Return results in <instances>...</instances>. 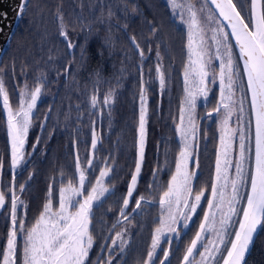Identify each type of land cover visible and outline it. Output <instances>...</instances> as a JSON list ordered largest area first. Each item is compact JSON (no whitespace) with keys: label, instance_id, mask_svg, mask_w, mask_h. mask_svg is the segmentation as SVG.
I'll use <instances>...</instances> for the list:
<instances>
[{"label":"snow or ice","instance_id":"1","mask_svg":"<svg viewBox=\"0 0 264 264\" xmlns=\"http://www.w3.org/2000/svg\"><path fill=\"white\" fill-rule=\"evenodd\" d=\"M95 2L101 9L99 16L87 23L82 16L77 17L80 31L84 33V41L79 44L70 37V31L75 28L65 20L62 4L57 5V37L64 43L67 60L58 68L55 61L59 57L49 54L46 63L53 64L51 70L56 72V79L51 83L63 78L67 86L70 79L78 87L76 74L86 66L89 41L99 31L98 28L93 31L94 25L108 24L102 47L114 49L112 21L117 19L115 27L126 34L129 42L123 51L122 65L125 61L131 63L134 54L133 67L138 75L137 91L133 93L134 99H138L134 166L127 173L126 188L120 192L114 180L118 175V154L109 151L101 156L100 153L104 142L103 123L107 119L111 130L117 93L127 69L121 67L116 85L104 92L102 101L100 86L105 81L96 71L92 87L85 86L89 93L87 109L76 105L77 123L71 141L74 172L61 169L58 180L56 177L49 180L39 213L28 226V203L22 197L38 171L33 161L37 150L46 157L47 141L60 126V110L55 109L52 131H48L45 140L44 132L53 118L54 101L42 119L37 113L39 103L50 91L49 70L37 67L30 84L28 65L23 62L19 70L23 84L16 83L15 58L4 64L5 50L0 48V107L6 118L9 171V179L5 181V158L0 155V212L7 220L0 264H127L133 229L145 227L148 209L156 205L158 215L152 217L154 227L146 254L138 255L136 264H172L182 243L179 264H247V253L256 236L264 231V0H166L170 12L168 22L179 23L185 30L183 95L178 115L171 110L168 114L175 127L178 150L173 157L170 137L157 141V163L143 192L140 183L152 114L150 94L155 86L159 97L155 112L163 117V98L172 83V65L165 64L170 46L167 38L161 36L165 21L145 18L148 35L138 36L128 33L129 24H120L117 17V12L125 20L129 16H142L137 3L132 0ZM31 6V0H18L15 19L23 21ZM80 7L82 10L83 3ZM7 19L8 11H0V32L2 22ZM33 22L29 20L30 24ZM152 41H155L154 48ZM8 43L10 46L11 35ZM9 74L14 89L8 87ZM217 85L215 106L208 108L213 86ZM16 94L18 103L14 107L11 96ZM201 105L207 109L204 113L198 111ZM85 115L90 121L91 139L82 154L79 145L86 141L78 133ZM71 118L69 108L64 113L65 124ZM213 119L217 134L215 159L210 166V179L201 181V142L209 137L204 121ZM37 122L40 132L28 150L29 134ZM42 142L44 148H40ZM114 143L118 145L119 141ZM161 154L163 163L159 159ZM30 164L27 177L18 181ZM165 172H170L166 182L162 178ZM109 197L113 198L112 203L98 220L96 210ZM117 208L115 219L109 225L104 217ZM197 217H200L199 224L185 242ZM97 224L101 225L99 232ZM97 244L99 251H96ZM93 251H96L95 258L91 256Z\"/></svg>","mask_w":264,"mask_h":264},{"label":"trees","instance_id":"2","mask_svg":"<svg viewBox=\"0 0 264 264\" xmlns=\"http://www.w3.org/2000/svg\"><path fill=\"white\" fill-rule=\"evenodd\" d=\"M109 0H105L107 4ZM115 3V0H111ZM139 5L142 10V16H129L127 20L122 13L117 12L119 23L123 24L127 22L129 24L128 33H135L138 36L143 35L147 37L148 26L143 22L145 18L155 19L156 21L164 20V31L161 33L162 37H166L169 44V52L165 59V64H171L172 62L179 63L183 58L184 44L178 38L177 33L180 29H177L174 23H169L170 12L166 5L165 0H132ZM81 3H83V9L81 10ZM62 4V9L65 14V20L75 28V31H70V37L77 40V43H83L84 33L80 31L79 22L77 21L78 16H82L87 23L88 20H94L95 17L100 15L101 9L99 4L95 0H31V7L29 12L26 14L23 21H18L15 31L11 38V45L5 50L3 57V63L7 64L11 58H15L17 78L16 83L23 84V78L19 75V70L23 62L28 65V77L29 83H33L32 77L35 76L37 67L49 70V81L50 91L46 96L49 101H46V107L52 104V98L54 101V110H60V126L56 128V135L54 137V144L48 151L45 162L41 165L37 164L34 160V166L38 169L35 178L31 181L29 190L25 192L26 201L28 203V224H31L34 218L38 215L41 205L43 203L45 190H46V179L51 177L55 172H60L61 169L70 171L72 168V146L71 141L73 138V128L76 127V105L80 104L83 109L88 107V96L89 93L85 89V86L90 89L92 87L94 76L96 71H99L104 79V83L100 86L101 91L105 92L116 85V77L121 75L120 69L122 66L126 67L127 71L124 74L125 79L121 81L122 87L119 88L115 106L113 109V118L111 129L117 132H109V141H114L115 136L118 135L122 146H110L113 149V153L118 154L117 160V172L118 177L121 178L120 185L118 186L119 191L122 192L126 186V180L128 179L127 173L130 168L133 167V160L135 154L134 136L136 128V113H137V99H134L133 93L137 91L138 75L134 71L135 55L133 54V61L131 63L124 60L123 51L129 47L127 36L124 32L119 31L115 25L117 19H113L112 34L115 38L116 44L114 49L104 48L103 39L107 34L108 24L104 25L95 24L93 31L95 32L98 28V34L93 35L88 45L89 59L84 68L80 69L76 74L77 84L72 83L69 79V83L66 86L65 80L60 78L58 83H51L56 79V72L52 71L53 64L46 63L49 54L59 57L55 61V67L62 68L67 60L64 55V43L60 38L57 37V21L55 17V11L57 5ZM38 6V7H37ZM107 8H105V13ZM39 13V14H38ZM33 20V23H29V20ZM170 28L172 30H170ZM176 34L174 37L168 36V33ZM153 48L155 47V41H152ZM78 51V49H77ZM101 52L103 53L101 55ZM111 53V54H110ZM155 53L153 51L152 56ZM151 63V61H149ZM147 67V65H146ZM75 71V66H73ZM10 73V70H9ZM155 74V73H153ZM178 74V72H177ZM174 75V71L172 72ZM9 89H14V82L9 74L8 78ZM173 86L176 84L173 82ZM175 90V88H174ZM153 98L150 107L152 114L148 124V142L146 152V162L143 169V180L140 183V191L143 192L144 188L151 176V169L148 167L149 155H150V143L152 132H164L167 128L166 120V108H167V92L163 98V117L155 112L158 96L155 94V86L153 88ZM14 95L11 96L13 98ZM71 108V119L65 124L64 113L69 111ZM201 113V111H199ZM44 113V112H43ZM107 120V119H106ZM90 121L87 115L83 119L81 124L80 132H87ZM205 125V124H204ZM106 126L109 128V121H106ZM53 127V122L48 124V129ZM34 128V127H33ZM38 128V124L35 125V129ZM208 131L215 132V124L209 126L207 124ZM51 130V129H50ZM37 132V131H35ZM48 133V132H47ZM59 133V134H58ZM63 145H66L64 148ZM84 145H79L80 152L84 150ZM7 151L8 143L7 136L4 127V117L2 116L0 108V155L5 158L4 165V180L9 178L8 164H7ZM28 174V172H26ZM57 176V174L55 175ZM27 177V176H26ZM25 177V178H26ZM117 178V175L115 176ZM119 195V192L117 193ZM112 197L106 200L108 203ZM155 208L151 207L148 209V214L145 219V227L143 229L137 227L133 229L132 244L134 250L138 255L141 254V250L144 249L148 243L150 237V230L154 227L152 223V217L156 215ZM116 212L108 213L106 221L109 225L115 219ZM141 217H137V220H141ZM97 231L101 225L97 224ZM133 251V250H132ZM131 253V252H130ZM129 253V256H130ZM247 264H264V231H261L255 240V243L246 259Z\"/></svg>","mask_w":264,"mask_h":264},{"label":"flooded vegetation","instance_id":"3","mask_svg":"<svg viewBox=\"0 0 264 264\" xmlns=\"http://www.w3.org/2000/svg\"><path fill=\"white\" fill-rule=\"evenodd\" d=\"M165 2H166V0H165ZM175 26H176L177 29H180L183 32H185L184 28L182 29V27L179 26L178 24H175ZM183 56H184L183 60L180 61L179 63H177V62H175V63L172 62L171 63L172 69L174 71V75H172V83H171L170 88H169V90L167 92V108H166L167 112H166V120H165V122L167 124V128H166V130L164 132H152V134L150 135L151 136V143H150L151 150H150V155H149L148 167L151 170L157 163L156 145H157V141H160L162 137H170L171 138V146L173 148V152H172L173 157L175 155V151L178 150V140H177V138L175 136V127H174V124L172 122V119L169 117L168 114H169V111L171 110V112L173 114L178 115L180 99L182 97V92H183V79H182V76H181V72H182L184 61H185V57H186V50L185 49L183 50ZM177 72H178V74H177ZM153 73H155L154 70H153ZM153 75H155V74H153ZM173 82H175V84H176L175 87L173 86ZM174 88H175V90H174ZM104 92H105V90H102V91L100 90L99 99L101 101L103 100ZM217 92H218V88L216 87V88H214V91H213V93L210 96V102L208 103V108H211V107L215 106L216 93ZM150 95H151V99H150V104H151L153 95L152 94H150ZM13 99H15V100H13ZM14 101L18 102V94L14 95V97L11 98V102L13 103ZM46 101H49V100H48V98L44 97V98H42V102H40L39 105H38L39 111L37 113V116H38L39 119L43 118V112L45 110H47V108H48V107H46ZM51 101H55V99L52 98ZM56 109H57V106H56ZM206 110L207 109H205L202 105L198 108V111H201V113H204ZM137 115H138V99H137L136 120H137ZM55 118H56V113H55V110H54L53 111V118L49 120L48 124H50V122H54ZM106 121L107 120L105 119L104 123H103V128H102V133L104 134V142H103V145H102V151L100 153L101 156L107 155L109 151L113 152V149L110 146L111 142H113L111 144L113 146H115L116 144L114 142L119 141L118 146H122V142L120 141L118 135L115 136L114 141H109V139H110L109 132H117V131L112 130V129L109 130V128H107V126H106ZM37 124H38V122H37ZM204 124L206 126H207V124L209 126H211V125L213 126L215 124V120L214 119L212 121L205 120ZM50 129L47 128V130L44 132L45 140H47V132L48 131H52V128H50ZM86 129H87L86 130L87 132H79L78 133V135L80 136L81 140L82 141H86V143H81L80 144V145H84L83 146L84 150L81 152L82 154L85 152L86 148L90 145V139H91L90 128L87 127ZM35 131H37V132H35ZM39 132H40L39 124H38V128L37 129H35V126H34V128L30 131L29 140H28V144H27L28 150H31V144L35 141V138H36V136H37V134ZM55 135H56V132L52 136L51 140L47 141V145H46L47 153H48V151L51 150L50 148L53 146L52 144H54ZM216 135L217 134H216V124H215V132L209 131L208 139L206 141L202 140V142H201V172H202V175L200 177L201 181H204L206 179H210V173H211V167L210 166L212 165V163H213V161L215 159V147H216V143H217ZM44 147H45V144L42 142L41 145H40V148H44ZM63 147L65 148L66 145H63ZM72 153H73V149H72ZM161 153H163V145L161 147ZM33 159L39 165H41V164H43L45 162V157L41 156L39 149L37 150L36 155H35V157ZM159 159H160V162L163 163V160H164L163 154H161ZM31 167H32V165L30 164L28 168H25L23 170V173L18 177V181H20V182L24 181L25 177L27 176L26 172H28ZM74 167H75V165H74V156L72 155V168L68 172H74ZM98 171H99V168L96 169L97 174H98ZM59 173L60 172H55V173H53L51 175V177L46 179V189H47V184L49 183V180L51 178L56 177L57 180L59 179ZM56 174H57V176H55ZM169 175H170V172H165V173L162 174V178H163V180L165 182L167 181ZM8 179L6 178L5 181H7ZM66 179H67V177L65 178V180ZM92 179L93 180L95 179V175L92 176ZM114 180L117 183V185L119 186L121 178L118 177V175H117V178L114 177ZM199 186L200 185L198 184L197 187H199ZM56 187L58 189L59 183L56 184ZM125 188H126V186H125ZM45 192H46V190H45ZM44 197H45V195H44ZM22 198L26 201L25 193L23 194ZM112 200L113 199H111L108 203H106V201H105L103 207L96 210V217H97L98 220L100 219L101 214L107 210L109 204L112 203ZM43 201H44V199H43ZM205 206H206V201H205ZM4 211H7V208ZM116 211H118V208L116 210H114V213ZM155 212L158 213V205H156ZM202 215H203V212L201 211L200 212V216L202 217ZM199 218L200 217H197L196 223L193 224V226H192V230L188 233V236H186L184 238L185 242H187L191 238V236L193 235L196 227L199 224ZM104 219L106 220V216L104 217ZM30 225L31 224H28V226H30ZM151 230H150V233H151ZM116 231H118V228L116 229ZM6 233H7V220H6L3 212H0V248H2V246H3V241H4V238H6ZM148 241H150V237H149ZM108 242L110 243V241H108ZM183 247H184V245L182 243L181 246H180V251L176 252L175 255L172 258V264H179V258L182 255ZM134 249L135 248H134V246L132 244L131 250L129 251V253L131 252L130 256H129V253H128V257H127V264H136V261H137L136 254H137V252ZM146 250H147V245H146V247L144 249L141 250V254H142L141 256L146 254ZM96 251H99L98 244L96 246ZM96 251H93L91 253V256L93 258L96 257ZM161 255H162V253H161ZM157 264H158V262H157Z\"/></svg>","mask_w":264,"mask_h":264},{"label":"water","instance_id":"4","mask_svg":"<svg viewBox=\"0 0 264 264\" xmlns=\"http://www.w3.org/2000/svg\"><path fill=\"white\" fill-rule=\"evenodd\" d=\"M18 3V0H0V11H8V19L2 22V26H3V31L0 32V48L6 50L8 48V37L12 35L15 31V28L18 24V21L15 19V6ZM9 24L11 25L9 27ZM1 108V112H2V116L5 118V114ZM5 130H6V136H7V129H6V123H5ZM7 143H8V137H7ZM257 237V236H256ZM256 240V238H255ZM253 247V246H252ZM252 247L250 248L249 252L247 253L246 259L249 256V253L252 249Z\"/></svg>","mask_w":264,"mask_h":264},{"label":"rangeland","instance_id":"5","mask_svg":"<svg viewBox=\"0 0 264 264\" xmlns=\"http://www.w3.org/2000/svg\"><path fill=\"white\" fill-rule=\"evenodd\" d=\"M175 24H178L179 26H181L182 27V29H183V26L182 25H180L179 23H175ZM170 30H172L171 28H170ZM174 33H177V40H178V38L182 41V43L184 44L185 43V32H183L182 30H178V32H176V31H173ZM174 35H176V34H173V33H168V36H170V37H174ZM183 58H184V56H183ZM183 58H182V60H183ZM185 59H186V57H185ZM181 60V61H182ZM173 72V71H172ZM214 88H218V85L217 86H213ZM182 95H183V92H182ZM13 100H15V99H13ZM17 103L18 102H16V101H14L12 104H13V106L15 107L16 105H17ZM4 127H5V120H4ZM6 131V130H5ZM158 215V213H156V215H154V216H157ZM118 231H119V228H118Z\"/></svg>","mask_w":264,"mask_h":264}]
</instances>
